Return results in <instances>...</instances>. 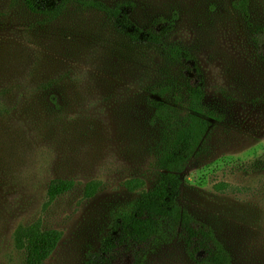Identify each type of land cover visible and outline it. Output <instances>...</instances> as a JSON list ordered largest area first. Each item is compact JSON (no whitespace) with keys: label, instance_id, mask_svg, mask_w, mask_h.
Here are the masks:
<instances>
[{"label":"rangeland","instance_id":"rangeland-1","mask_svg":"<svg viewBox=\"0 0 264 264\" xmlns=\"http://www.w3.org/2000/svg\"><path fill=\"white\" fill-rule=\"evenodd\" d=\"M99 1L130 3L131 22L159 30L189 69L160 47L130 43L98 11L70 7L45 21L22 0H0V264H23L13 233L34 223L62 234L47 264H84L115 216L154 186L189 116L209 130L184 168L178 205L214 231L234 264H264V59L251 44L264 31V0H248V22L234 0ZM194 73L213 118L186 107ZM148 99L175 117L161 119ZM58 178L76 187L49 202ZM90 183L99 187L86 198ZM119 262L133 264L129 255ZM142 264L195 263L163 226Z\"/></svg>","mask_w":264,"mask_h":264},{"label":"trees","instance_id":"trees-1","mask_svg":"<svg viewBox=\"0 0 264 264\" xmlns=\"http://www.w3.org/2000/svg\"><path fill=\"white\" fill-rule=\"evenodd\" d=\"M29 11L41 15L45 21H56L63 17L70 7L98 11L111 25L135 45L160 47L173 61L184 63L188 57L178 48L168 46L161 40L159 30H144L134 25L127 12L130 3L121 2L108 6L99 0H22ZM232 8L245 22L249 19L248 0H234ZM252 47L260 59H264V31L255 29L251 36ZM191 69V68H190ZM190 90L187 108L201 115L205 113L198 75L194 73L188 80ZM163 95L166 89L153 90ZM161 119L171 120L175 111L154 99L147 100ZM209 130L207 120L189 116L173 134L159 160V177L154 186L134 200L128 210L115 216L112 232L101 239L98 251L90 253L84 264H120L123 255H129L133 264H142L152 245L157 241L163 226L175 232L181 240L188 258L195 264H234L218 240L214 231L195 219L178 205L181 194L182 173L186 164L196 154ZM73 179H53L47 187L49 202L72 191L76 187ZM98 183L87 184L83 193L93 197ZM62 234L40 223L19 225L13 233L17 250L23 253V264H47V260L57 248Z\"/></svg>","mask_w":264,"mask_h":264}]
</instances>
